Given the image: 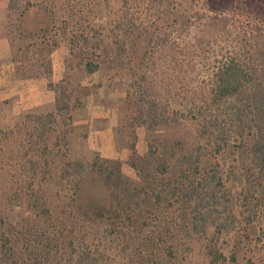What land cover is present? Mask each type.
Wrapping results in <instances>:
<instances>
[{
    "label": "trees",
    "instance_id": "obj_1",
    "mask_svg": "<svg viewBox=\"0 0 264 264\" xmlns=\"http://www.w3.org/2000/svg\"><path fill=\"white\" fill-rule=\"evenodd\" d=\"M108 1L8 0L18 37L30 39L25 53L41 54L17 71L35 77L48 62L50 78V54L65 39L70 53L84 49L88 73H129L137 125H187L191 135L153 136L133 178L76 168L68 206L77 213L62 226L87 229L60 249L48 239L25 254L0 211V264H45L52 253L74 264H264L258 251L238 260L223 241L254 224L264 243V0H147L154 10L143 18L130 0L114 13Z\"/></svg>",
    "mask_w": 264,
    "mask_h": 264
},
{
    "label": "rangeland",
    "instance_id": "obj_2",
    "mask_svg": "<svg viewBox=\"0 0 264 264\" xmlns=\"http://www.w3.org/2000/svg\"><path fill=\"white\" fill-rule=\"evenodd\" d=\"M108 3L107 9L110 8L112 13L128 8L142 18L154 10L147 0L137 4L130 0L127 8L121 0ZM16 23V14L7 11L4 29L9 42L11 39L13 42V48L10 45L12 59L13 56L17 58L16 67L23 72L30 70V64L36 63L41 54L25 53L24 45L30 39L18 37ZM83 50L75 49L70 53L68 41L60 39L51 52V73L52 58L61 55L64 63L62 78L52 82L56 89V105L52 111L27 112L16 106L12 99H0V211L7 222L5 228L14 240H18L16 246L25 254L36 246L35 243L43 244L48 239H52L49 240L51 246L58 245L60 249L65 237L78 236L87 229L82 225L72 232L70 227L65 230L66 225L62 226L65 216L71 219L77 213L74 207L70 211L68 206L73 195L76 168H120L133 178L136 172L132 162H138L137 158L146 154L148 141L153 136L161 135L166 139L191 135V127L187 125L165 126L155 131L137 125L125 100L129 73L125 70L116 75L106 66L88 73L84 67L87 56ZM48 65L46 62L37 70L45 76ZM49 112L52 117L45 118ZM104 113H108L114 122L110 131L111 150L98 146L91 132L92 126L99 121L95 116ZM108 151H115L116 155H110ZM239 219L242 216L237 221ZM53 229L56 231L55 241ZM240 229L230 238L223 237L225 243L239 249L238 260L253 258L257 251L256 256L264 259V243L258 237V226L252 224L244 229L240 225ZM36 249L35 252L40 250ZM51 256H47L51 258L45 264L75 262L74 258L68 259L61 254L58 258L53 257V253ZM28 258L24 260L25 264L31 262Z\"/></svg>",
    "mask_w": 264,
    "mask_h": 264
},
{
    "label": "crops",
    "instance_id": "obj_3",
    "mask_svg": "<svg viewBox=\"0 0 264 264\" xmlns=\"http://www.w3.org/2000/svg\"><path fill=\"white\" fill-rule=\"evenodd\" d=\"M7 4L8 0H0V99H12L16 106L27 112L46 113L52 111L56 105V91L48 86V82L55 83L62 78L64 71L62 56L57 57L54 54L56 56L52 58L50 78L42 74L35 77L21 76L12 59L10 42L4 29L7 19ZM95 118L99 120L97 125L92 126L91 131L95 136V141L98 146L101 145L111 150V146H109L110 131L114 122L109 119L108 113L98 114ZM113 152L111 151L109 154L116 155Z\"/></svg>",
    "mask_w": 264,
    "mask_h": 264
}]
</instances>
